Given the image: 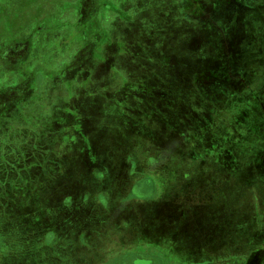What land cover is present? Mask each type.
Returning <instances> with one entry per match:
<instances>
[{
	"label": "rangeland",
	"instance_id": "1",
	"mask_svg": "<svg viewBox=\"0 0 264 264\" xmlns=\"http://www.w3.org/2000/svg\"><path fill=\"white\" fill-rule=\"evenodd\" d=\"M263 203L264 0H0V264H264Z\"/></svg>",
	"mask_w": 264,
	"mask_h": 264
},
{
	"label": "crops",
	"instance_id": "2",
	"mask_svg": "<svg viewBox=\"0 0 264 264\" xmlns=\"http://www.w3.org/2000/svg\"><path fill=\"white\" fill-rule=\"evenodd\" d=\"M34 43H37V41L34 40ZM256 164H257V165H260V163H258V162H257ZM263 204H264V203H263ZM263 221H264V220H263ZM260 225H261V224H260ZM261 226L264 227V223H263V225H261ZM202 249H203L202 247H200V249H197V250H196V253L193 252L194 255H195V254H203V253H205V255H204V254H203V255H204L205 257H206V256L208 257L210 254H213V253L215 252V251H212L211 249H207V250H206V247L204 248V249H205V252H204V250H202ZM208 250H209L210 252H209ZM216 251H218V250H216ZM207 254H209V255H207ZM217 256H218V255H217ZM217 256H216V254H215V256H214V257H216V258H215L216 261L218 260ZM211 259H214V258L212 257ZM221 259H223V258H221ZM210 262H212V261H210Z\"/></svg>",
	"mask_w": 264,
	"mask_h": 264
},
{
	"label": "flooded vegetation",
	"instance_id": "3",
	"mask_svg": "<svg viewBox=\"0 0 264 264\" xmlns=\"http://www.w3.org/2000/svg\"><path fill=\"white\" fill-rule=\"evenodd\" d=\"M24 27H26V25H23V26H21L20 28L23 29ZM21 29H20V30H21ZM129 164L132 165V164H133L132 161L129 162ZM127 165H128V161L125 163V166H127ZM127 175H128V174H127ZM132 188H133V186L130 187V189H132Z\"/></svg>",
	"mask_w": 264,
	"mask_h": 264
}]
</instances>
